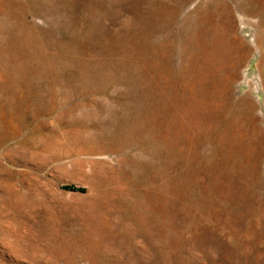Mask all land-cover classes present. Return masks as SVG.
<instances>
[{"label":"rangeland","instance_id":"obj_1","mask_svg":"<svg viewBox=\"0 0 264 264\" xmlns=\"http://www.w3.org/2000/svg\"><path fill=\"white\" fill-rule=\"evenodd\" d=\"M0 264H264V0H0Z\"/></svg>","mask_w":264,"mask_h":264}]
</instances>
